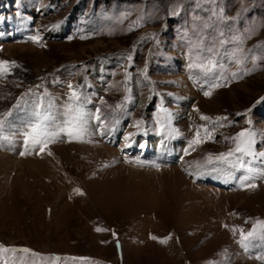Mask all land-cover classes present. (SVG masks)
Instances as JSON below:
<instances>
[{
  "label": "rangeland",
  "instance_id": "1",
  "mask_svg": "<svg viewBox=\"0 0 264 264\" xmlns=\"http://www.w3.org/2000/svg\"><path fill=\"white\" fill-rule=\"evenodd\" d=\"M0 60L15 62L0 75V245L39 254L0 264H264V239L238 243L264 221V158L253 173L206 162L243 129L264 152V0H0ZM69 84L87 135L26 151L35 106L62 122ZM142 136L149 152L131 150Z\"/></svg>",
  "mask_w": 264,
  "mask_h": 264
},
{
  "label": "snow or ice",
  "instance_id": "2",
  "mask_svg": "<svg viewBox=\"0 0 264 264\" xmlns=\"http://www.w3.org/2000/svg\"><path fill=\"white\" fill-rule=\"evenodd\" d=\"M207 27V25H206ZM223 35V34H221ZM33 40H38L39 37H32ZM224 43L223 40L220 41L222 45ZM214 49L209 48L208 52L212 53ZM131 59V57H129ZM239 62V61H238ZM15 66L14 61H4L0 60V75H4L10 73L11 67ZM206 73H211L216 69V62L214 60L209 59L206 65H199ZM236 74L233 73V76ZM218 86V85H217ZM69 101L65 106V112L62 122H57V117L52 113V103L48 102L45 106L43 101L35 106V110L33 112V117L27 124L26 130L22 133L24 137V146L25 150L27 151L30 147H37L39 146L41 151L45 150V146L48 143L54 142L58 139L62 134H67L69 139H83L84 136L87 135V119L86 113L83 111L82 104H81V96L80 93L77 91L73 85L69 84ZM210 92H205V95H210ZM125 100H131V97H125ZM20 100L17 101V105H14V108H18L20 106ZM118 109L123 107V105L118 104L116 106ZM100 110L97 109L96 119L103 123L99 116ZM7 115H11V110ZM239 115V114H238ZM202 119L209 120L210 118L202 116ZM226 119L224 117H217L216 123L219 121ZM6 119H0V139L9 140L7 136H4ZM205 130V139H213V135L207 128ZM200 133L199 131L196 133V138L190 142L189 148L194 149V145L202 143L203 141L199 138ZM226 139H229L226 137ZM234 141V147L230 148L227 152L219 153L215 156L209 154L207 157L206 162L211 164L214 162H220L229 164L233 167L239 168H247L249 173L256 172L257 170L251 165L252 161L257 159L264 158V152L257 153L254 150L255 141V133L250 129H243L241 132L237 133L236 136L231 137ZM10 142V140H9ZM186 152L188 149L185 150ZM24 152H21V155H24ZM245 157H251V160L245 161ZM251 176H243L241 177V184L245 181L250 180ZM249 187H255V185H248ZM78 193H80V189H75ZM82 194V193H80ZM98 231L101 229H97ZM235 228L233 231L235 232ZM259 236L260 238L264 239V221L257 220L256 224L253 225V228L247 232L243 229H240V238L238 243L246 250L252 243V241ZM155 239V237H153ZM167 237L163 238L161 242H166ZM24 252V253H32L31 249L27 248H15V247H5L0 245V253L3 252ZM33 255H39L37 253H32ZM61 257L54 256L53 260H59ZM64 259H72V260H85L88 258L85 257H64Z\"/></svg>",
  "mask_w": 264,
  "mask_h": 264
},
{
  "label": "bare ground",
  "instance_id": "3",
  "mask_svg": "<svg viewBox=\"0 0 264 264\" xmlns=\"http://www.w3.org/2000/svg\"><path fill=\"white\" fill-rule=\"evenodd\" d=\"M139 102H140L139 105L141 104V107H142L143 112L146 113V111H147V108L146 107L149 105V100H145L144 99V101H142V100L139 99ZM117 137H118V135H117ZM155 139L156 138H153V140H152L153 143H156L157 142V140H155ZM113 140H115V139L113 138ZM147 140H149V139H146L145 136H142L140 139L133 140V142L130 144L131 150L136 151L140 147L142 149L141 151L143 153L149 152V150L151 149V146H149L150 144H149V142ZM144 141H146V143ZM164 154L165 153H162L161 152L158 156H155L153 154L152 155H153V157L158 158V159H159V157L166 158V159L168 157H170V158H168V160L171 159L172 157H174L172 155L166 157V155H164ZM168 155H170V154H168ZM203 177L204 178H213V180L216 181L217 184L220 183V182H223V181H227V179L224 176L221 177L219 175L210 174V173L204 174Z\"/></svg>",
  "mask_w": 264,
  "mask_h": 264
}]
</instances>
